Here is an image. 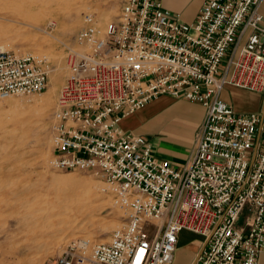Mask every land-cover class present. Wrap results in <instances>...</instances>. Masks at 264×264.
Returning a JSON list of instances; mask_svg holds the SVG:
<instances>
[{
  "label": "built area",
  "instance_id": "2783aa9c",
  "mask_svg": "<svg viewBox=\"0 0 264 264\" xmlns=\"http://www.w3.org/2000/svg\"><path fill=\"white\" fill-rule=\"evenodd\" d=\"M262 2L204 0L193 22L163 0H126L104 25L84 14L51 114L52 165L106 180L126 215L109 242L75 239L43 264H170L182 230L205 238L193 264H259L264 111L237 112L222 93L226 85L264 92ZM54 67L47 53L0 48V97L45 92ZM163 95L205 107L180 168L121 126Z\"/></svg>",
  "mask_w": 264,
  "mask_h": 264
},
{
  "label": "rangeland",
  "instance_id": "374dc122",
  "mask_svg": "<svg viewBox=\"0 0 264 264\" xmlns=\"http://www.w3.org/2000/svg\"><path fill=\"white\" fill-rule=\"evenodd\" d=\"M38 1L40 2L38 3ZM125 1L46 0L45 2L44 0H28L26 4L22 3L21 7L13 6L15 4L4 5L5 3L0 1V25L5 26L7 31L11 30L10 32L0 31V48L12 49L17 52L47 53L51 56L55 66L51 73L50 85L45 92L0 97V112L1 110L3 112L0 113V264H26L29 258L39 255L36 251L39 244L37 245L31 240V234L27 230L28 224L23 223L22 219L14 212L17 210L14 199L31 186H36L43 192L47 186L45 182L43 183L45 175L71 173L92 182V184L105 183L101 199L114 202L116 205L107 206L101 213L94 214L91 221H86L83 224L82 228L92 234L90 248L98 243L109 242L112 232L120 228L125 221V210L116 201L114 188L106 180L87 170L63 171L53 167L52 137L54 128L51 120L56 99L67 73L66 46L73 41L75 34L84 25V14L92 13L104 25L107 20H114L118 16ZM60 3H62L61 6ZM41 9L46 13L37 22L31 21L23 15L25 12L37 13ZM51 21L54 24H50ZM30 39L35 40L33 45H30ZM59 62L65 64V69L59 70ZM247 90L226 85L222 97L237 112L259 111L263 106L264 92H259L258 99L255 100ZM38 100L39 102L45 101V111L41 115L36 111H26L23 117L18 120H15L10 114L7 115L8 110L22 108L25 105L35 110L39 106ZM119 210L121 212H118ZM154 221L159 223L158 219ZM112 223L115 227L107 230L101 229L102 224ZM58 225L56 227H63V223ZM81 234L80 237L72 238L70 241L83 239L85 233L81 232ZM39 236H43V234ZM70 241L52 244L54 248L46 241V246L42 245L45 246V248L42 247L44 250L40 248V245L38 252H43L41 264L46 259L59 255Z\"/></svg>",
  "mask_w": 264,
  "mask_h": 264
},
{
  "label": "bare ground",
  "instance_id": "6f19581e",
  "mask_svg": "<svg viewBox=\"0 0 264 264\" xmlns=\"http://www.w3.org/2000/svg\"><path fill=\"white\" fill-rule=\"evenodd\" d=\"M0 1L4 2L5 3L4 5L15 4L13 6L19 5L21 7L22 3L26 4L28 0H0ZM44 1L46 2V0ZM39 2L40 1H38V3ZM34 4L36 3L34 2ZM61 4L62 3H60V6ZM45 13L46 12L43 9H41L37 13L25 12L23 13V15L25 17H28L31 21L37 22L44 17ZM7 30L8 29H6L5 26L0 25V31L2 32L11 31V30L7 31ZM29 42L30 45H33L35 40L30 39ZM58 68L59 70L65 69V64L59 62ZM44 103L45 101L39 102L38 104L39 106L35 108V110L34 108L30 109L29 107H26V105L24 104L25 107L8 110L7 115L10 114L15 120L22 118L23 114L26 111H31V112L36 111L38 112V114L41 115L45 111ZM44 182L47 184V186L44 191L42 190L43 192H41L40 189H38L36 186H31L21 194H18L14 199V202L17 204V210H14V212L22 219L23 223L25 222L26 224H28L27 230L31 234V240L33 241V243L36 242L37 245L39 244L37 247L39 249L40 245H41L40 248L42 247L45 248L46 246L45 243L46 241H48L47 243L52 248H54V245L64 241H70L72 238L75 237H80V235H82L81 232H84L85 234L83 236L85 237L83 239L87 240L88 244H91L92 234L86 232L82 228L83 224L86 221L87 222L91 221L94 214L101 213L102 210L105 209L107 206L109 205L112 206L113 204H115L114 202H107L106 200L101 199L104 192L103 189L105 183L99 182L96 184H92V182L82 179L71 173H66L62 175H45L43 177V183ZM120 210L118 212H121ZM62 223H63L62 228L56 227L58 224H59L58 226L62 225ZM104 224H102L101 226L102 230H107L108 228L115 227L113 223L106 225ZM40 234H43V236H39ZM24 240H19V241H24ZM44 244L45 246H42ZM38 249L36 251L37 254L39 253V255L35 258H29L26 264H41L43 260V256H42L43 252H38ZM42 250L44 249L42 248Z\"/></svg>",
  "mask_w": 264,
  "mask_h": 264
},
{
  "label": "crops",
  "instance_id": "0c3cea01",
  "mask_svg": "<svg viewBox=\"0 0 264 264\" xmlns=\"http://www.w3.org/2000/svg\"><path fill=\"white\" fill-rule=\"evenodd\" d=\"M203 1L163 0V3L165 8L180 14L183 20L193 22L198 17ZM260 11L264 16V0ZM247 92L255 100L258 99L259 92L249 90ZM204 115L205 107L201 103L163 95L125 117L121 126L127 135L140 134L148 137L158 158L169 160L180 168L186 164L193 152L196 133ZM246 214L244 211L240 216L239 224H242ZM204 243L205 238L201 234L182 230L174 261L170 264H193ZM258 261L259 264H264V253L259 255Z\"/></svg>",
  "mask_w": 264,
  "mask_h": 264
},
{
  "label": "water",
  "instance_id": "95a60500",
  "mask_svg": "<svg viewBox=\"0 0 264 264\" xmlns=\"http://www.w3.org/2000/svg\"><path fill=\"white\" fill-rule=\"evenodd\" d=\"M262 111H264V102H263V106H262Z\"/></svg>",
  "mask_w": 264,
  "mask_h": 264
}]
</instances>
